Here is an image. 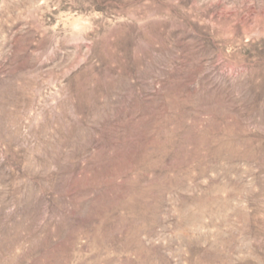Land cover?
<instances>
[{
	"label": "rangeland",
	"instance_id": "obj_1",
	"mask_svg": "<svg viewBox=\"0 0 264 264\" xmlns=\"http://www.w3.org/2000/svg\"><path fill=\"white\" fill-rule=\"evenodd\" d=\"M0 264H264V0H0Z\"/></svg>",
	"mask_w": 264,
	"mask_h": 264
}]
</instances>
